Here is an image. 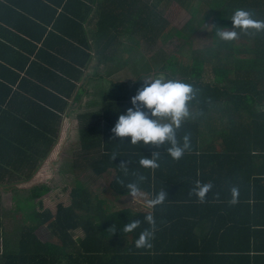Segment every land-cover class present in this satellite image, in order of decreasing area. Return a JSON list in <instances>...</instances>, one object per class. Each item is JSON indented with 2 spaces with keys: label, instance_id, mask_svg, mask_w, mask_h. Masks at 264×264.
Instances as JSON below:
<instances>
[{
  "label": "trees",
  "instance_id": "16d2710c",
  "mask_svg": "<svg viewBox=\"0 0 264 264\" xmlns=\"http://www.w3.org/2000/svg\"><path fill=\"white\" fill-rule=\"evenodd\" d=\"M169 3L190 15L173 34L159 10ZM237 8L264 20V0H0V199L10 192L13 211L19 210L15 199L25 192L20 198L30 207L20 209L23 226L14 220L3 226L0 217V264H264L263 180L249 165L264 160V32L249 30L232 42L215 36V27H232ZM210 18L211 46L191 50L186 42L185 55H171L150 74L147 55L157 41L171 35L187 40ZM125 70L133 79L114 78ZM156 73L196 90L192 118L178 133L190 134L192 148L179 161L164 148L134 146L130 137L111 132ZM72 115V131L67 122L62 128ZM64 142L70 147L66 167L57 170L58 162L44 182L20 187L18 181L28 180ZM156 150L160 167L154 173L141 168L140 158ZM113 153L118 156L111 159ZM127 161L125 175L119 165ZM64 170L74 186L63 190L67 202L35 209ZM84 170L109 179L106 190L115 199L131 197L117 178L127 184L133 173L145 176V192L164 188L168 199L153 212L157 231L150 249L134 245L148 227L147 210L110 211L107 199L80 183ZM5 175L10 181L3 182ZM196 180L214 186L204 203L188 195ZM231 186L239 188L235 205L228 203ZM134 219L141 226L123 233ZM44 225L54 241L37 237ZM77 230L82 236L74 238Z\"/></svg>",
  "mask_w": 264,
  "mask_h": 264
},
{
  "label": "clouds",
  "instance_id": "9594fccd",
  "mask_svg": "<svg viewBox=\"0 0 264 264\" xmlns=\"http://www.w3.org/2000/svg\"><path fill=\"white\" fill-rule=\"evenodd\" d=\"M254 13L250 10L237 8L232 12L230 20L232 27H215V36L223 42H232L240 39L241 33L248 34L249 30L256 33L264 32V20L254 19ZM237 29L239 31H237ZM144 86L138 90L137 94L131 97L133 108H129L125 114H121L111 132L115 137H130L131 145L152 146L155 149L164 148L167 154L174 161L182 159L186 153L191 151V136L184 134L178 136L184 123L192 118L189 104L195 98L196 90L191 83L178 79H168L163 75L146 78ZM148 109L145 112L142 109ZM160 151L152 153L151 158L141 157L139 166L155 172L160 167ZM118 154L113 153L111 159ZM128 164L121 162L119 168L128 175ZM136 177L133 181L125 184L123 179L117 178V183L126 187L128 195L132 200L141 203L146 209L144 222L148 225L134 241L137 249H150L152 241L155 239L157 231L154 210L163 205L168 199V193L161 188L158 192L148 193L141 188L145 181V176L133 173ZM211 182L202 183L200 180L194 181L193 187L189 190V197H195L197 202L204 203L207 195L212 191ZM229 204L238 203L239 188L231 186L229 189ZM142 221L134 219L124 225L122 232L131 233L141 226ZM112 233L115 227L109 228Z\"/></svg>",
  "mask_w": 264,
  "mask_h": 264
},
{
  "label": "rangeland",
  "instance_id": "374dc122",
  "mask_svg": "<svg viewBox=\"0 0 264 264\" xmlns=\"http://www.w3.org/2000/svg\"><path fill=\"white\" fill-rule=\"evenodd\" d=\"M161 10V16L166 20L167 24L171 28L170 34L174 33V30H180L184 27L186 22L189 20L190 15L186 11L185 8L177 5L176 3H169V5L160 8ZM212 36V22L211 18L207 19L201 26L198 27L197 31L190 36L187 40L180 39L174 35H171L170 38H168L165 42L163 40H160V42L157 41L156 47L152 50L150 53L148 63L151 64V72L150 74L157 72V70L162 66L165 59L169 58L171 55H176V58L179 57L178 55H181L180 52H183L185 55L187 53V48L185 46L186 42H189V48L191 50L196 49H202L207 48L212 45L211 41ZM125 56L123 55V58ZM138 67V66H137ZM128 66V69L132 71V73H135L138 68ZM134 68H137L136 70ZM131 73V74H132ZM130 73H127V71H122L117 76H114V78H124V80L133 79L132 75ZM163 75V73H156L154 76ZM164 76V75H163ZM88 111V110H87ZM80 112V111H79ZM67 124L69 125L70 131H72L73 127H75V117L72 115V119L66 120ZM66 143V144H65ZM70 147L67 142H64L62 145V150L56 155L57 160L55 163L57 164L56 169L63 170L64 167H66L64 164L67 162L68 159H70ZM72 157V156H71ZM63 174H60L59 176L55 177V180L53 182H50L48 185L50 186V192L40 198L42 201V207L38 208L36 206L35 209H39L41 211H44L46 209H53L54 206L57 203H66L67 202V192H63L65 187L70 186V188L73 186V180H68L67 178H70V173H67L66 170H64ZM80 183L82 185H85L91 192H93L95 195H98L101 198H105L108 201V204H106V207L110 208V211L115 210L116 208H123L126 206L131 207L134 209H142V204L138 203L135 200H132L131 197L128 198H112L106 188L108 184L107 178H95L92 176L88 171L85 170L81 172L80 174ZM78 181V179H77ZM38 184V183H36ZM32 184H22L20 187H27ZM74 187V186H73ZM25 195L24 193H21L20 196H17L20 209L22 211H29L30 207H25L23 200L20 197ZM16 202V201H15ZM14 200L12 199V196L9 193L4 194L1 196L0 199V217L6 225L11 224V221H15L17 224L23 226V217L21 216V211L14 210L13 206L15 205ZM38 202V201H36ZM36 235L39 239L42 241H54L53 236L51 235L50 230L44 225L41 228H38L36 231ZM82 232L79 230L74 232V238L81 237Z\"/></svg>",
  "mask_w": 264,
  "mask_h": 264
},
{
  "label": "crops",
  "instance_id": "0c3cea01",
  "mask_svg": "<svg viewBox=\"0 0 264 264\" xmlns=\"http://www.w3.org/2000/svg\"><path fill=\"white\" fill-rule=\"evenodd\" d=\"M93 53L94 52L92 51V54ZM48 60H50V58H48ZM54 63L58 64V66L60 64V62H54ZM95 63H96L95 59L94 58L91 59L89 61V63H88L89 66L87 67V69L89 67H91L89 70H92V67L95 65ZM81 68H83V67H81ZM83 77H85V76H83ZM83 77L78 81V85L82 84ZM92 84L93 83H91V85ZM69 118H71V116ZM67 119H68V117H67ZM65 122H66V120H64V121L62 120V122H61L62 128L64 127ZM62 134H63V130L61 131L60 136H62ZM219 144L220 143L218 142V143H216L214 145L217 146ZM262 148H264V144H262ZM56 160H57L56 155L55 154H50V156L44 161V163L41 166L38 167L39 169L28 180L18 181L19 184H24V185L27 184L28 185V184H36L38 182H44L47 179V177L52 173V171H53L52 168L55 169V166H56V163L55 162H56ZM249 165H251L252 167H254L258 172L259 171L261 172V173H258L259 175L257 174V176H260L261 180H263L260 183V185L264 187V160L261 159L258 163H250ZM255 178H258V177H255ZM7 181H10V179H9V176L8 175H5L3 182H7ZM251 184L253 186V183H251ZM3 193L4 194L5 193H9L10 194V192H3ZM251 220H253V215L251 217ZM5 225L6 224L4 223L3 226H5Z\"/></svg>",
  "mask_w": 264,
  "mask_h": 264
}]
</instances>
